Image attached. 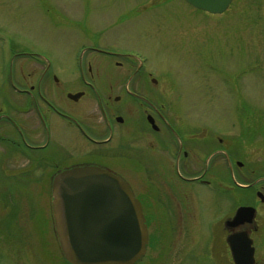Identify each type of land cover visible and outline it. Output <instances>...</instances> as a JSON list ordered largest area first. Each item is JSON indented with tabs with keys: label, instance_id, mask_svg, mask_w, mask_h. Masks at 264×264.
Segmentation results:
<instances>
[{
	"label": "rangeland",
	"instance_id": "1",
	"mask_svg": "<svg viewBox=\"0 0 264 264\" xmlns=\"http://www.w3.org/2000/svg\"><path fill=\"white\" fill-rule=\"evenodd\" d=\"M116 61L125 64L119 68L112 63ZM25 62L33 72L28 77L32 83L49 67L53 78L44 80V92L58 103L67 104L66 94L79 90L85 77L116 94L120 86L113 77L124 70L129 77L141 68L137 76L155 77L164 87L172 109L161 113L175 116L173 125L264 128V0H233L222 14L203 12L184 0H0V100L10 91L12 75L22 80ZM121 85L125 90L127 83ZM76 107L87 108V99ZM70 135L51 131L50 147L59 158L81 155L86 147ZM262 148L246 147L255 157L264 156ZM20 163L12 160L11 167L21 171ZM7 171L0 164V212L9 211L0 240L22 237L27 250L39 253L42 237L47 257H58L50 177L18 179L3 175ZM223 179L228 185L230 176ZM211 195V188L203 186V233L192 221L187 240L188 252L199 258L212 254V228H219L229 204ZM24 255L20 257L27 261ZM18 258L5 248L0 264H17Z\"/></svg>",
	"mask_w": 264,
	"mask_h": 264
},
{
	"label": "flooded vegetation",
	"instance_id": "2",
	"mask_svg": "<svg viewBox=\"0 0 264 264\" xmlns=\"http://www.w3.org/2000/svg\"><path fill=\"white\" fill-rule=\"evenodd\" d=\"M25 63L22 80L12 75L10 91L0 100V164L9 170L3 175L41 181L67 167L89 164L120 175L140 200L149 228L147 252L138 264H264V156L255 157L246 149L257 144L264 150V128L243 131L173 125L170 120L175 116L161 113L172 109L166 104L164 87L155 77L137 76L141 68L130 71L129 77L127 70L113 77L120 86L116 94L108 87L100 90L95 79L85 77L81 88L72 92H82L78 100L67 93V104L58 103L44 92V80L53 78L49 67L42 68L32 83L28 77L33 72ZM112 63L119 68L125 64ZM88 67L93 76V62ZM82 99H87L83 110L76 107ZM52 129L72 132L75 141L86 145L81 155L78 151V155L65 153L59 158L50 147ZM12 160L21 162V171L11 167ZM228 175L230 182L225 185L223 178ZM203 186L211 188L210 197L229 203L219 228H212V254L207 258L203 253L200 258L190 255L187 242L192 221L203 233ZM3 212L0 234L9 217V211ZM8 224L13 228L14 224ZM56 240L58 257H47L42 237L39 253L27 250L24 238L14 236L0 240V253L5 248L17 253V264H50L49 260L70 264ZM180 250L185 251L181 254ZM23 253L27 261L21 259Z\"/></svg>",
	"mask_w": 264,
	"mask_h": 264
},
{
	"label": "water",
	"instance_id": "3",
	"mask_svg": "<svg viewBox=\"0 0 264 264\" xmlns=\"http://www.w3.org/2000/svg\"><path fill=\"white\" fill-rule=\"evenodd\" d=\"M186 1L210 13H223L232 2ZM51 195L55 233L70 264H135L146 253L149 232L141 202L113 171L97 165L65 168L53 176ZM228 241L235 253L232 236Z\"/></svg>",
	"mask_w": 264,
	"mask_h": 264
}]
</instances>
